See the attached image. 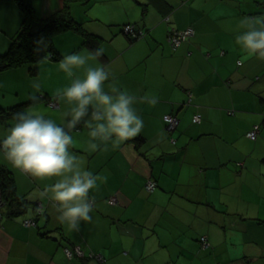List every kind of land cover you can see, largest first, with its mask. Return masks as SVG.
Wrapping results in <instances>:
<instances>
[{
    "label": "crops",
    "instance_id": "crops-1",
    "mask_svg": "<svg viewBox=\"0 0 264 264\" xmlns=\"http://www.w3.org/2000/svg\"><path fill=\"white\" fill-rule=\"evenodd\" d=\"M214 1L167 0L169 6L162 0L69 3L71 15L101 37L104 54L89 63L108 69L122 89L138 98L154 94L158 103L135 105L144 128L130 141L97 140L100 146L93 150L87 128L71 131L73 154L86 169L108 177L90 192L92 219L79 230L58 219L54 201L38 197L56 178L40 181L22 173L19 194L42 204L44 212L36 217L29 208L21 214L24 219L5 216L0 221V264L98 263L96 257L82 263L81 256H68L66 247L76 246L88 255L101 254L104 264H264V59L248 56L236 44V35L246 30L241 20H234L238 26L232 24L230 30L217 28L230 15L223 16V9L217 12ZM30 2L41 16L50 17L61 11L65 0ZM22 20L14 0H0V54L9 48ZM128 23L146 35L131 42L122 31ZM189 27L194 33L188 41L178 48L168 44L170 28ZM81 42L72 32L55 41L63 57L91 51ZM44 59L43 67L56 75L63 58ZM12 72L31 80L28 67ZM77 75L82 77V70ZM65 80L60 88L68 86ZM22 87L16 81L17 102L1 104L41 97L35 85L34 91ZM42 93L62 112L68 109L50 89ZM170 113L180 120L174 130L163 119ZM198 114L200 122L194 121ZM53 119L63 122L58 116ZM255 125L260 132L253 140L247 132ZM149 179L157 183L152 191L146 188ZM112 196L116 204L109 202ZM33 218L36 225L23 223Z\"/></svg>",
    "mask_w": 264,
    "mask_h": 264
},
{
    "label": "clouds",
    "instance_id": "clouds-1",
    "mask_svg": "<svg viewBox=\"0 0 264 264\" xmlns=\"http://www.w3.org/2000/svg\"><path fill=\"white\" fill-rule=\"evenodd\" d=\"M241 25L246 30L236 35V44L248 56L264 59V17H245ZM103 54V48H96L87 54H68L59 62V70L71 81L68 86L56 90L57 99L69 106L59 113L62 123L49 118L46 110L34 107L15 112L12 123L0 131V158L37 180L56 178L54 183L44 185L38 197L54 201L58 219L72 230H79L82 222L91 221L93 200L90 192L107 182L108 177L86 169L81 159L73 154L71 131H79L78 126L87 128L93 150L100 146L97 140L105 144L130 141L144 128V120L135 105L138 102L153 106L158 103L154 94L146 93L138 98L122 89L108 69L89 63ZM78 70H82V77L77 75ZM33 99L38 97L33 96ZM158 140L162 141L163 137Z\"/></svg>",
    "mask_w": 264,
    "mask_h": 264
},
{
    "label": "trees",
    "instance_id": "trees-1",
    "mask_svg": "<svg viewBox=\"0 0 264 264\" xmlns=\"http://www.w3.org/2000/svg\"><path fill=\"white\" fill-rule=\"evenodd\" d=\"M14 1L19 6L22 12L23 20L21 23V27L18 30L16 36L13 38L9 48L6 50V52L0 54V75H2L4 72L14 71L22 67H28L29 73L35 76L39 72L37 65L41 59L50 58L55 61H60L63 58V55L62 52H60L55 41L61 34H66L70 32L75 33L81 39L82 41L81 45L86 46L90 50H95L96 48H100L101 37L89 31L86 27L83 26V23L77 21L71 15L69 3L72 1H81V0H65L64 6L61 9V11L50 17H43L39 13H37L35 7L30 2V0H14ZM262 4L263 7L262 10L260 11V14H263L264 17V1L262 2ZM162 5L169 6L167 0H162ZM143 13H145V8L143 9ZM166 14H168L167 11ZM126 25H132L133 31L125 32ZM122 31L129 37L131 42L139 38H142L146 35V32L143 29L137 27V25L134 23L125 24L124 27L122 28ZM175 31H182V30L176 28H170L167 35V41L171 47L178 48L188 40L183 41L182 44L179 45L178 47L172 46V44L169 42V37ZM41 41H44L46 44V47L45 46L43 47L42 52H40L39 50V45ZM42 99L48 101L51 100L48 99L47 97L38 98L35 100L31 98L28 101L17 103L10 106H4L3 104H1L2 102H0V124L5 127H8L12 123V116L15 112L25 111L27 109H30V107L34 103ZM53 102L55 101L52 100L50 101V103L52 104ZM165 115H173L178 118L177 115L172 113ZM165 115L163 116V119L165 120V122L169 127V123L168 121H166ZM178 125L174 129H176ZM253 128L254 127H252V129ZM259 132H260V125H259ZM258 135L259 133L257 134L256 139H258ZM140 139H138V141H140ZM149 180H153V179H149ZM0 189L2 193V198L5 203L4 204L5 212L3 213L1 211L2 212L1 214L3 216L0 219V221L5 216L8 218L20 216L21 214H24L26 211H28L29 208H32V210L36 214V217H39L43 214L44 211L39 213V211L37 210L38 206L34 205L33 202L26 200L25 198H23V196H21L18 193L14 171L6 163H4L1 160V158H0ZM109 202H110V198H109ZM36 219L33 218L32 220H34L35 223L37 224ZM74 255L77 254L74 253ZM96 255L97 254L94 252H92L90 255L85 254L84 252L83 255H78V256H81L80 261L83 263L95 259ZM97 261H98L97 264H104V262H101L98 259Z\"/></svg>",
    "mask_w": 264,
    "mask_h": 264
},
{
    "label": "rangeland",
    "instance_id": "rangeland-1",
    "mask_svg": "<svg viewBox=\"0 0 264 264\" xmlns=\"http://www.w3.org/2000/svg\"><path fill=\"white\" fill-rule=\"evenodd\" d=\"M263 1L264 0H218V2H217V0L214 1V3L216 4V11L217 12L220 9H223V16H227V14L230 15V17L221 18L217 28H219L221 30H225V31L230 30V26L232 24H234L235 26H238V23L234 22V20L237 21V20H242L245 17H251V13H253L252 15H255L257 17H263V14H260V11L262 10V7H263V4H262ZM234 10H236L237 15L234 13ZM44 46L46 47L45 42L41 41V43L39 45L40 52H42ZM43 63H46L45 59H41L38 63L39 66H42L43 70H41V68H40V71L35 76L30 74L31 80H29V81L20 72L8 71V72H4L2 75H0L1 76L0 79L2 80V82L0 83V89H1L0 90V101L5 100L7 102H9V101L17 102L19 100V99H17V100L14 99V88L16 86V81L21 82V87H22V85L23 86L27 85V87L31 88L33 91H34V85H35L37 88V93H35V94H38L39 96H41L38 98H43L42 90L50 89L51 93L55 94L57 89H62L59 87V83L63 84V81L65 79H66L65 80L66 85H69L70 79H68L66 77V75L61 70H59V68L54 70L57 73L55 75V74H52L53 73L52 69L50 71L48 66L43 67V65H44ZM261 74L263 75L262 78H264V71H262ZM52 77L54 78V83H53ZM262 83H264V80H262ZM18 96L21 97L20 95H18ZM18 96L16 95V98H19ZM39 101H41L39 104V108L46 110V114L48 115L49 118L53 119V118H55V116L60 117L59 113H61L62 111H61V109L55 107L56 105H53L52 103L44 102L43 99L39 100ZM38 102H36V103H38ZM54 111H55V113H54ZM56 120H59V118H56ZM5 128H6L5 126L0 124V131H3ZM1 160L4 163H6L8 166L12 167L11 164L7 160L2 159V158H1ZM12 170L14 171L15 179L17 180V182L20 186L18 193L21 194L23 191L22 188L24 189V187H23L24 185L21 184V182H22L21 177H23L22 172H20L17 169L16 170L13 169V167H12ZM38 208L39 207H37V210H38ZM2 212L3 213L5 212L4 207L2 208ZM24 218H25V215L19 216V219H24ZM24 223H25V221H24Z\"/></svg>",
    "mask_w": 264,
    "mask_h": 264
},
{
    "label": "built area",
    "instance_id": "built-area-1",
    "mask_svg": "<svg viewBox=\"0 0 264 264\" xmlns=\"http://www.w3.org/2000/svg\"><path fill=\"white\" fill-rule=\"evenodd\" d=\"M132 31H133L132 25H126L125 26V32H132ZM193 33H194V29L192 27H189V28L182 30V31H175L169 37V42L172 44V46L178 47L179 45L182 44L183 41L188 40L193 35ZM55 104L56 103L53 102V105H55ZM201 118H202L201 115L198 114L194 117V121L200 122ZM165 119H166V121H168L170 129H174L179 123V118H177L176 116H173V115H165ZM258 133H259V125H255L254 128L247 133V135H248V137H250L252 139H256ZM156 185H157V183L155 180H149L146 187L152 191L155 189ZM110 202L113 204L117 203V198L115 196H112L110 198ZM3 207H4V201H3L2 193H1V189H0V219L3 216L1 214ZM38 207H39L38 211H39V213H41L43 211L42 204L39 205ZM25 224L28 226H32V225H35L36 223L32 219H26ZM202 243L205 245L207 244V238L205 236L202 237ZM65 252L70 257H72L74 255V253H76L77 255H83L84 254L83 250L79 246H76L74 248L67 247L65 249ZM96 258L99 261L104 262V258L101 254H97Z\"/></svg>",
    "mask_w": 264,
    "mask_h": 264
}]
</instances>
